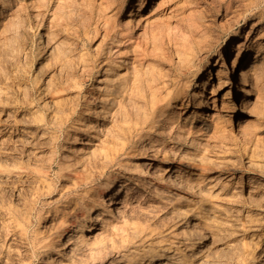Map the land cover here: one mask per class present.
I'll list each match as a JSON object with an SVG mask.
<instances>
[{"label":"bare ground","instance_id":"bare-ground-1","mask_svg":"<svg viewBox=\"0 0 264 264\" xmlns=\"http://www.w3.org/2000/svg\"><path fill=\"white\" fill-rule=\"evenodd\" d=\"M156 1L130 0L120 17L123 0H64V24L80 21L79 12L87 24L58 62L84 67L87 57L76 50L91 45L96 96L52 120L64 133L59 178L66 185L31 236L0 210V262L13 255L14 264H33L18 259L26 254L37 256L34 264H213L223 251L235 264H264V244L248 248L223 235L243 227L232 209L241 192L220 188L207 153L210 131L219 136L236 121L242 130V115L264 98V0H219L223 31L240 21L248 29L234 30L219 65L210 58L174 73L146 63L144 29L171 2ZM24 4L0 0L2 33ZM147 7L151 14L142 15ZM221 36L209 34L201 49L211 51Z\"/></svg>","mask_w":264,"mask_h":264},{"label":"rangeland","instance_id":"rangeland-1","mask_svg":"<svg viewBox=\"0 0 264 264\" xmlns=\"http://www.w3.org/2000/svg\"><path fill=\"white\" fill-rule=\"evenodd\" d=\"M19 1L25 3L24 8L10 17L4 34L0 31V130L5 135L0 140V210L13 214L31 236L42 226L44 212L55 207L53 200L66 185L59 178L64 133L54 128L52 120L72 102L81 107L88 102L85 96H96L91 88L96 62L88 44L84 50H76L87 57L84 67L67 64L60 68L58 62L59 55L74 51L77 35L87 24L82 13L78 15L80 21L64 24V0ZM129 1L123 0L120 17ZM222 8L219 0H171L163 11L152 15L144 29L151 51L146 63L173 73L186 64L192 69L203 68L210 58L219 65L234 30L241 36L248 29V24L243 26L240 21L223 31L226 20ZM151 10L147 7L141 14L150 15ZM219 30L220 43L211 51L202 50L208 35ZM56 91L62 92L57 95ZM224 94L225 90L218 107ZM242 117L240 131L236 121L234 126L226 124L219 136L209 132L211 147L207 153L213 161L211 175L220 188L233 191L237 186L241 192L232 209L243 227L224 228L223 235L237 236L234 238L239 244L248 248L260 247L264 244V98ZM205 123L209 124L200 122ZM229 196L225 192L223 202ZM224 253L220 255L225 258L213 264H235ZM15 257L10 256L7 264H14ZM18 259L35 263L26 254Z\"/></svg>","mask_w":264,"mask_h":264}]
</instances>
